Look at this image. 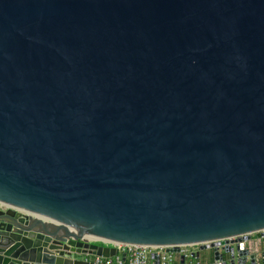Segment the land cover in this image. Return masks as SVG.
<instances>
[{
	"label": "water",
	"instance_id": "1",
	"mask_svg": "<svg viewBox=\"0 0 264 264\" xmlns=\"http://www.w3.org/2000/svg\"><path fill=\"white\" fill-rule=\"evenodd\" d=\"M189 245L264 264V0H0V264Z\"/></svg>",
	"mask_w": 264,
	"mask_h": 264
},
{
	"label": "built area",
	"instance_id": "2",
	"mask_svg": "<svg viewBox=\"0 0 264 264\" xmlns=\"http://www.w3.org/2000/svg\"><path fill=\"white\" fill-rule=\"evenodd\" d=\"M116 248L118 250L116 257L92 258L91 264H203L199 245L181 246L178 254L169 253L166 248L139 246H118Z\"/></svg>",
	"mask_w": 264,
	"mask_h": 264
},
{
	"label": "crops",
	"instance_id": "3",
	"mask_svg": "<svg viewBox=\"0 0 264 264\" xmlns=\"http://www.w3.org/2000/svg\"><path fill=\"white\" fill-rule=\"evenodd\" d=\"M251 242H255V243H257L258 242V240H257V238H256V235L254 234V235H252V240H251ZM203 253V254H202ZM200 255H201V257H207V259L208 258H212L213 260H214V257H213V255H214V252H213V250H211V249H209V250H203V251H201V253H200ZM225 258H229V256L228 255H226L225 256ZM83 260H85V259H83ZM203 260H204V258H203ZM205 261V260H204Z\"/></svg>",
	"mask_w": 264,
	"mask_h": 264
},
{
	"label": "rangeland",
	"instance_id": "4",
	"mask_svg": "<svg viewBox=\"0 0 264 264\" xmlns=\"http://www.w3.org/2000/svg\"><path fill=\"white\" fill-rule=\"evenodd\" d=\"M253 243V242H252ZM201 249V248H200ZM203 254V253H202ZM203 258H204V260H203ZM201 262L203 263V264H213V259L212 258H208L207 259V257L205 258L204 256L203 257H201Z\"/></svg>",
	"mask_w": 264,
	"mask_h": 264
}]
</instances>
